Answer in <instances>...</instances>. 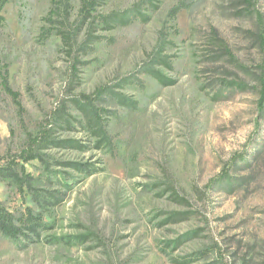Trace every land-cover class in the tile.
<instances>
[{
  "label": "rangeland",
  "instance_id": "1",
  "mask_svg": "<svg viewBox=\"0 0 264 264\" xmlns=\"http://www.w3.org/2000/svg\"><path fill=\"white\" fill-rule=\"evenodd\" d=\"M82 1L68 14L52 0L2 11L0 164L48 121L52 140L78 145L17 158L32 189L0 177L4 207L16 218L30 207L44 225L0 231V264H264V0H99L77 35L88 46L69 51L61 32ZM159 48L167 65L151 64ZM103 85L113 93L96 101L98 144L81 95Z\"/></svg>",
  "mask_w": 264,
  "mask_h": 264
},
{
  "label": "trees",
  "instance_id": "2",
  "mask_svg": "<svg viewBox=\"0 0 264 264\" xmlns=\"http://www.w3.org/2000/svg\"><path fill=\"white\" fill-rule=\"evenodd\" d=\"M11 0H0V23H3L4 17L2 15V11L6 4L10 2ZM53 3L57 2L55 6V11H57V14L60 15L61 11H64L65 14H68L69 11V2L70 0H52ZM249 4H251V0H246ZM99 5V0H83L82 6L80 10V16L77 21V24L73 26L72 31H63L61 32L63 42L65 45L68 46V50H79L81 48H84L88 45L85 43H82L81 45L77 46V35L79 33L80 28L88 23V21H94L95 15L94 12L96 11L97 6ZM183 5L178 4L174 6L170 10V16H173L175 18L178 14V12L182 9ZM53 15V13L51 14ZM112 16L114 18L118 17L121 19L122 22H127L128 20V13L124 12L123 14L119 13H113ZM92 22H90L91 24ZM261 39V45L264 48V35L263 33L260 34ZM164 40L160 42L159 47L163 44ZM162 49H157L153 53V58L151 61V64L162 62L163 64H168V62L163 58L162 56ZM149 67V66H148ZM150 71L153 73L155 71V74L159 79H162L161 72L159 70H153V66L149 67ZM261 83V97L259 100V105L261 109H264V72L262 74V77L260 79ZM2 84L4 89L11 95L16 105L19 107V109H22V102L20 99V93L16 90H14L10 83L8 78V70L5 69L3 76H2ZM113 89L107 85H103L98 87L93 94L81 95V104L86 107L87 111L89 112V124L94 133H101V137L98 141V144L104 142V140L107 138L106 133L103 131V125H102V118H101V112L104 111L103 108L99 107L96 104V101L103 97L105 94H112ZM120 99H125V96L120 93H116ZM115 94V95H116ZM114 95V94H113ZM52 122H47L49 125H44L41 128L40 134H37L35 136L30 135L28 139V146L26 149H24L19 155H16L15 157L9 158L4 165L0 164V177L2 178H12L18 185L20 189L24 187L25 185L32 189V181L33 176L29 173H27L24 169V166L22 165L20 168V172L17 171V166L19 165L18 159L23 162H28L30 160L34 159H40L41 161L44 159L43 156L40 154V150L42 147L47 146L48 144H57V145H65L69 147H77L78 144L75 143L74 140L67 139L62 141L55 142L51 139V129L49 128ZM71 165L75 166L77 169L80 170H87V164H79V163H72ZM229 176L228 171L225 172V174L222 175V178H225ZM221 178V179H222ZM54 198L59 201V198L54 196ZM18 221L19 224L16 222ZM42 219L40 216H36L33 213L32 208L27 207L26 212H24L20 217L16 218L14 214L6 209L4 205L0 202V231L10 237V238H18L20 235H24V230H27L29 232H32L36 236H39L38 229L43 228L44 225L42 223Z\"/></svg>",
  "mask_w": 264,
  "mask_h": 264
}]
</instances>
